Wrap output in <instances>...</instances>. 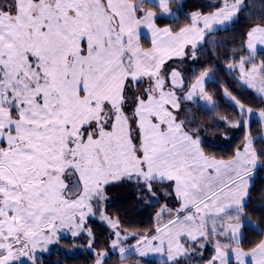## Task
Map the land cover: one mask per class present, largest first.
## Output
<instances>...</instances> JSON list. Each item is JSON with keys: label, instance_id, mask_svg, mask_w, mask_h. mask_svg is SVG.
Listing matches in <instances>:
<instances>
[{"label": "snow or ice", "instance_id": "6c2138e0", "mask_svg": "<svg viewBox=\"0 0 264 264\" xmlns=\"http://www.w3.org/2000/svg\"><path fill=\"white\" fill-rule=\"evenodd\" d=\"M173 3L0 0V264H42L62 234L82 233L94 264H106L109 251L93 248L94 217L121 262L181 264L211 245L201 264H264V239L242 242L244 226L257 227L247 216L264 148L250 129L253 117L264 125V104L247 107L225 90L238 109L226 123L247 131L218 159L194 124L193 106L213 103L209 73L186 81L169 64L195 59L206 36L238 21L244 0L186 13L183 24ZM233 52L229 71L264 101V18ZM118 182L160 204L153 228L130 231L105 214Z\"/></svg>", "mask_w": 264, "mask_h": 264}, {"label": "trees", "instance_id": "16d2710c", "mask_svg": "<svg viewBox=\"0 0 264 264\" xmlns=\"http://www.w3.org/2000/svg\"><path fill=\"white\" fill-rule=\"evenodd\" d=\"M222 0H182L183 11H180V21L186 22V13L193 11L208 12L213 11V5H219ZM167 22V21H165ZM252 23V22H251ZM250 22L238 21L236 26H229L227 30L215 31L209 37L205 48L198 50L196 56V74L210 68L217 72L216 80H210L205 85L206 91L212 96L213 103L207 104L206 107L193 106L195 112V126L198 125L200 135L203 136L204 146L207 151L214 154L217 158L228 159L234 151L242 145L246 128L231 127L226 120L234 118L238 109L225 96V88L238 98L241 103L247 107L258 109L264 101H262L253 90L243 88L234 78L235 72L229 71L228 65L233 63L232 57L240 55L239 52H233L238 49L243 34L247 31ZM235 28V31L229 32ZM192 59L191 61H193ZM192 72V71H191ZM184 74V72H183ZM187 75V73H186ZM188 76V75H187ZM189 81L191 79H185ZM205 102H201L203 105ZM231 127V128H230ZM226 129H231L232 134L224 133ZM251 135L255 139V147L264 148V140L257 135L261 132V124L257 120L251 121ZM229 136V137H228ZM225 141V143H222ZM264 170H259L254 176V187L251 191V201L248 207L247 219L252 221V225H245L243 232V245L250 247L264 237V207H261L260 201L264 194ZM108 195L112 197L110 204H107L105 211L119 219L121 226L130 231L136 230L144 232L153 228L155 221V213L157 206L160 204L153 199L149 193L138 188L134 183L118 182L107 187ZM126 194H129L126 196ZM255 209V210H254ZM93 233L95 235V243L93 248L102 250L107 248L109 239V228L103 225L93 223ZM109 229V230H108ZM133 242V241H130ZM212 246L209 245L203 252V256H194L190 261H181V264H201L212 255ZM95 252L93 250H84L76 255L62 254L60 252H51L42 255V264H94ZM114 257L107 259L108 261ZM152 264H159L153 261Z\"/></svg>", "mask_w": 264, "mask_h": 264}, {"label": "rangeland", "instance_id": "374dc122", "mask_svg": "<svg viewBox=\"0 0 264 264\" xmlns=\"http://www.w3.org/2000/svg\"><path fill=\"white\" fill-rule=\"evenodd\" d=\"M182 0H174V3L172 5L173 8H176L178 3L181 4ZM222 3V2H220ZM244 4H245V7L243 8V10L238 14L239 18H238V21H244V22H252V23H256V22H262V18H264V0H244ZM215 10V9H214ZM213 10V11H214ZM183 11V8L182 10ZM210 12V11H208ZM207 13V12H205ZM181 13H179L180 15ZM237 21V23H238ZM251 23V24H252ZM237 24L234 23L230 26H236ZM235 31V28L232 29L229 33L232 34L233 32ZM215 32V31H214ZM213 34V33H212ZM212 34H209L208 36L205 37V40L208 41L209 37L212 35ZM144 43L146 44V46H150L149 42H148V39H145ZM207 42H201V47H198L197 51H196V56L198 54V50L200 49H203L205 48V45H206ZM207 46V45H206ZM208 47V46H207ZM192 58L191 57H187V58H184L183 61L181 62L179 60V58H176L174 61H169V64H171L173 67H178L182 73L184 72V77L185 79H193L195 77H198L199 74H196L195 73V70L197 69L196 67V58L191 61ZM192 71V72H191ZM202 72H208L209 73V76L207 77L206 79V83L205 85L207 84L208 81L210 80H216L218 79V77H216V74L217 72H215L214 70H211L210 68L202 71ZM187 73V75H186ZM229 88L226 87L225 90H227L228 92H230L228 90ZM225 92V91H224ZM232 93V92H231ZM233 95V93H232ZM226 96V95H225ZM235 96V95H234ZM226 98L228 100H230L227 96ZM238 99V98H237ZM230 102H232L230 100ZM234 104V102H232ZM252 119H255V120H258L257 117H253ZM262 127V130L261 132L257 135V137H264V125H261ZM231 128V127H230ZM224 133H227L229 134V136L232 135V130L231 129H226V131H224ZM231 134V135H230ZM202 139H203V136L201 135ZM264 140V139H263ZM222 143H225V141H222ZM255 176V174H254ZM263 176H264V173H263ZM121 183V182H120ZM129 195V194H126V196ZM107 199L103 202V210L105 212V214L109 217H111L112 219H116L115 217H113L112 215L108 214L106 211H105V206L106 204H110L111 201L113 200L112 197L110 195H106ZM163 203V202H162ZM160 206V205H159ZM159 206H157V211L159 209ZM93 223L97 224V225H105V223L101 222V220L99 219V217H94V218H89L88 220V226L92 229V226L94 225ZM253 224V223H252ZM109 230V229H108ZM110 232V230H109ZM110 235V233H109ZM82 236V237H81ZM81 236H79V240L73 237H71L70 235H67V234H62L61 237H60V241L58 244H53V245H50L49 246V249L50 251L47 252V253H43L41 255H48L50 254L51 252H60L62 254H70V255H76L80 252H83L84 250L88 249V250H92L89 248V237L87 236L86 233H82ZM264 239V237H263ZM66 243V244H65ZM130 243H134L133 242H130ZM102 250H108L109 251V255L110 257H114L111 258L107 264H134V258L133 260H127V261H123L121 262L119 260V258L117 257V255L111 253V250L105 248V249H102ZM109 259V258H108ZM152 261H158L157 259L155 258H152L150 260V264H152ZM107 262V261H106ZM159 262V261H158Z\"/></svg>", "mask_w": 264, "mask_h": 264}, {"label": "crops", "instance_id": "0c3cea01", "mask_svg": "<svg viewBox=\"0 0 264 264\" xmlns=\"http://www.w3.org/2000/svg\"><path fill=\"white\" fill-rule=\"evenodd\" d=\"M194 124H195V123H194ZM196 127H198V125H197ZM228 137H229V136H228ZM218 159H222V158H218ZM106 195L108 196V192H107V190H106ZM262 196H264V194H263ZM162 202H163V200L160 201V203H162ZM106 205H107V204H106ZM260 205H264V200L261 199V201H260ZM103 226H105V225H103ZM80 236H81V235H80ZM76 239L79 240V236L76 237ZM65 244H66V243H65Z\"/></svg>", "mask_w": 264, "mask_h": 264}, {"label": "bare ground", "instance_id": "6f19581e", "mask_svg": "<svg viewBox=\"0 0 264 264\" xmlns=\"http://www.w3.org/2000/svg\"><path fill=\"white\" fill-rule=\"evenodd\" d=\"M233 135V134H232Z\"/></svg>", "mask_w": 264, "mask_h": 264}]
</instances>
